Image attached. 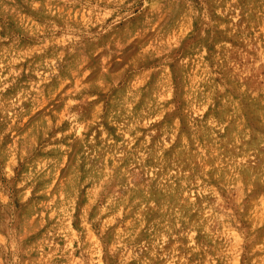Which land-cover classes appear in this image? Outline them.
I'll return each instance as SVG.
<instances>
[{"label":"clouds","instance_id":"clouds-1","mask_svg":"<svg viewBox=\"0 0 264 264\" xmlns=\"http://www.w3.org/2000/svg\"><path fill=\"white\" fill-rule=\"evenodd\" d=\"M0 264H264V0H0Z\"/></svg>","mask_w":264,"mask_h":264}]
</instances>
